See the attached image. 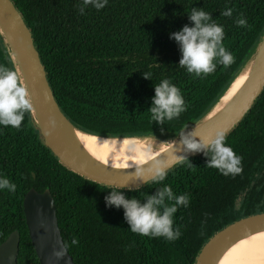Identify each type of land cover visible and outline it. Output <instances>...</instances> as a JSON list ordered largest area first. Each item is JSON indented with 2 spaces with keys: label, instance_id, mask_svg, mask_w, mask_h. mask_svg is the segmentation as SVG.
Segmentation results:
<instances>
[{
  "label": "trees",
  "instance_id": "obj_1",
  "mask_svg": "<svg viewBox=\"0 0 264 264\" xmlns=\"http://www.w3.org/2000/svg\"><path fill=\"white\" fill-rule=\"evenodd\" d=\"M32 30L58 103L81 130L100 137L172 138L201 120L223 95L264 33V0H108L81 14L82 0H13ZM203 8L223 25V44L234 56L227 68L203 77L178 66L179 45L169 33L191 24L187 12ZM232 8L231 17L221 16ZM243 16L246 27L235 19ZM0 65L12 68L0 42ZM148 73L150 79L143 77ZM167 78L187 110L157 125L147 112L154 85ZM163 129V131L161 130ZM242 171L222 175L203 154L170 171L161 184L124 191L142 199L168 184L189 195L174 214V241L132 233L123 208L106 207L111 188L63 167L42 144L25 114L19 129L0 126V176L16 185L0 189V245L20 236L17 264H40L26 225L23 201L49 190L60 233L75 264H194L203 244L234 221L264 212V92L226 139ZM195 167H188V163ZM73 241H76L73 243Z\"/></svg>",
  "mask_w": 264,
  "mask_h": 264
},
{
  "label": "water",
  "instance_id": "obj_2",
  "mask_svg": "<svg viewBox=\"0 0 264 264\" xmlns=\"http://www.w3.org/2000/svg\"><path fill=\"white\" fill-rule=\"evenodd\" d=\"M0 42L7 52L12 68L18 69L26 81L34 105L33 112L29 114L30 121L42 144L67 170L107 188L119 186L126 191L129 188L132 189L131 191L139 190L153 183L151 180L153 173L149 169L153 167L156 160L164 161L169 173L181 165L178 157H185L187 159L185 162H188L201 156L202 152L185 151L184 145L180 142L181 135L193 132L197 140H210L214 138L218 129H224L227 132V138L248 116L264 92L263 33L253 53L236 73L219 100L242 70L248 66L245 81L219 111L209 116L218 100L201 120L175 137L159 139L145 136L157 140H169L172 143L155 158L142 164L144 175L137 177L135 167L109 166L95 159L83 147L77 133L100 136L79 129L61 109L32 30L13 0H0ZM50 117L54 119L55 127L49 123ZM23 209L29 237L40 264H75L64 245L58 226L55 203L49 190L38 193L31 189L24 198ZM262 232H264V212L234 221L217 231L203 244L194 264H219L223 256L235 244ZM19 245V233L14 231L0 245V264H17ZM61 250L63 255L57 258L54 253Z\"/></svg>",
  "mask_w": 264,
  "mask_h": 264
},
{
  "label": "clouds",
  "instance_id": "obj_3",
  "mask_svg": "<svg viewBox=\"0 0 264 264\" xmlns=\"http://www.w3.org/2000/svg\"><path fill=\"white\" fill-rule=\"evenodd\" d=\"M82 2L83 6L79 9L81 14L88 5L97 10L104 8L108 0H82ZM232 13V8H226L220 15L231 17ZM187 15L191 24H185L179 31L169 33V38L177 42L181 52L178 66L200 78L213 73L218 65L224 68L229 67L234 62V56L223 44V25L218 24L212 14L203 8L192 7ZM235 23L241 27L247 26V21L242 15L235 19ZM142 75L150 79L148 73H142ZM33 110V100L20 71L0 65V126L19 129L25 114H30ZM186 110L187 105L180 89L169 79H161L154 85V96L151 97V106L147 112L150 113L151 120L155 124L163 125L165 121L179 118ZM49 123L55 127V121L51 117ZM226 135L227 132L224 129H218L214 138L197 140L196 134L188 132L181 135L180 142L187 152H202L208 158L206 167L215 168L225 176H234L242 171V158L225 143ZM129 150L135 151L136 145ZM178 159L181 164L187 160L185 157H178ZM134 167L135 175L142 177L144 168ZM188 167L195 166L190 162ZM149 171L153 173L151 180L155 184H161L168 175L167 164L161 160H156ZM0 189L15 191L16 185L8 178L0 176ZM141 195L142 199L135 196L128 198L119 186H113L105 197V206L122 207L124 219L132 233L149 238L163 237L168 241L177 240L181 232L178 226L174 227V214L179 207H188L189 195L174 193L168 184L158 187L155 194L142 193ZM54 255L60 258L63 251H57Z\"/></svg>",
  "mask_w": 264,
  "mask_h": 264
},
{
  "label": "bare ground",
  "instance_id": "obj_4",
  "mask_svg": "<svg viewBox=\"0 0 264 264\" xmlns=\"http://www.w3.org/2000/svg\"><path fill=\"white\" fill-rule=\"evenodd\" d=\"M249 67L242 70L234 83L211 110L209 116L219 111L237 92L247 77ZM77 137L83 147L95 159L113 167L132 168L141 166L155 158L172 142L154 138H101L82 132ZM136 145L135 151L129 149ZM133 166V167H134ZM219 264H264V232L246 238L235 244L221 259Z\"/></svg>",
  "mask_w": 264,
  "mask_h": 264
}]
</instances>
